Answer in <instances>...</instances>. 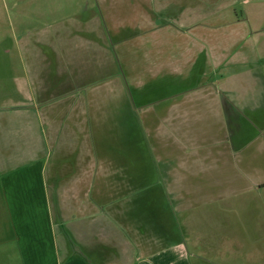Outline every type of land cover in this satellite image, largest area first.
I'll return each instance as SVG.
<instances>
[{"label":"rangeland","instance_id":"obj_1","mask_svg":"<svg viewBox=\"0 0 264 264\" xmlns=\"http://www.w3.org/2000/svg\"><path fill=\"white\" fill-rule=\"evenodd\" d=\"M248 5L261 9L264 0H0V167L33 158L32 143L38 134L47 139L46 151L51 153L49 121L54 120L57 105L63 106L69 96L84 97L79 110L87 115L86 97L90 94L96 105L104 106L101 110L105 113L100 116L126 111V116L121 113L110 123L130 127L144 112L164 109L176 92L210 85L218 76L202 74L209 68L208 52H252L250 43L242 49L241 42L245 32L249 35L252 30L247 20L241 21L248 14ZM237 69L216 86L219 104L213 98L208 100L213 107L204 100L191 105L198 109L201 103L197 120L191 118L188 130L185 128L191 157L186 160L178 150L171 154L173 163L185 162L180 185L172 188L184 201L167 202L170 209L180 205L176 207L177 219L197 230L202 243L212 250H226L228 264L237 255H241L240 263L264 264V230L260 231L264 221L258 224L257 216L264 214V189L257 184L264 173L255 172L258 166L264 167V153H257L261 143H256L250 179L244 168L246 148L239 153L231 147L244 144V138L253 134L247 124L250 109L242 107L250 101L254 104L252 82L248 72L234 76ZM198 93L205 94L206 90ZM129 106L137 112L127 114ZM106 121L93 123L106 127V139L100 133L93 135L94 139L101 136L109 148L126 144L125 136L133 139L135 131L130 135L121 127L115 131ZM148 121L150 118L142 123L145 128ZM160 124L159 137L163 140L165 121ZM218 132L223 136L217 138ZM153 137L156 142L149 131L145 135L147 149L142 146L140 159L146 166L155 164L157 177L163 180L168 153L160 138L156 134ZM223 142L231 144L228 152L221 149ZM162 180L154 185L163 188ZM223 194L233 198H216ZM257 247L261 249L258 260ZM13 253L8 264L18 260ZM196 261L209 264L202 258Z\"/></svg>","mask_w":264,"mask_h":264},{"label":"crops","instance_id":"obj_2","mask_svg":"<svg viewBox=\"0 0 264 264\" xmlns=\"http://www.w3.org/2000/svg\"><path fill=\"white\" fill-rule=\"evenodd\" d=\"M261 2L258 1L259 4ZM246 20L252 25V30L249 35L245 32L241 42L242 49L250 43V55L242 50L227 54L208 52L209 68L202 74H208L209 78L217 75V79L213 78L210 85H197L187 92H176L164 109L157 110L154 106L151 112H144L133 126L110 123L111 118L120 117L121 113L126 116V111L112 117L100 116L105 113L101 110L104 106L96 105L92 94L86 97L89 115L79 110L84 97L69 96L70 100L66 98L63 106L57 105L58 112L54 111L56 115L48 126V138L53 147L51 153L46 151L47 139H41L38 134L32 143L35 147L31 153L33 158L0 167V264H8L13 252L16 257L18 255L16 264H198L196 260L201 258L209 264H228L226 250H212L209 244L202 243L197 230L184 226V222L177 219L176 207L179 209L180 205L170 209L167 201H184L181 193L173 192L172 188L179 187L185 162L173 163L171 154L178 150L183 151L181 156L185 154L186 160L191 157L186 143L190 136L185 128L188 130V120H197L201 103L198 109H192L191 105L199 100L207 103L213 98L219 104L220 98H216V93L220 91L216 86L237 66L239 69L234 76L242 77L248 72L252 82L249 86L254 104L250 101L242 107L250 109L248 113L252 119L248 116L249 121L244 117L253 134L244 138V144L230 146L239 153L246 148L247 164L244 168L248 169L250 179L255 168L256 143H261L257 153H264V8L248 5V14L241 18L242 23ZM211 60L213 68L210 70ZM199 90H206V93L199 94ZM209 102L208 105L213 107L214 103ZM233 104L242 111L238 102ZM132 107L129 106L127 114L137 112ZM148 118L150 121L145 123L149 127L145 128L143 124ZM162 119L166 129L163 140L159 137ZM106 120L115 131L118 127L128 131L127 135L135 131L133 139L125 136L126 144L109 148V144L100 139L106 135V127L102 124L93 126L96 121L107 124ZM223 120L218 122L221 124ZM219 129L222 131L221 127ZM148 131L152 141L156 142L154 134L160 138L168 153L163 180L161 176L157 177L159 170L156 171L155 164L150 162L151 167L148 163L146 166L140 159L142 146L147 149L144 139ZM98 133L101 136L94 139L93 135ZM221 136L220 132L216 135L217 138ZM102 138L106 139V136ZM223 144L221 149L228 152L231 147L225 144L223 148ZM126 145L139 153H133L134 150ZM255 172L264 173V167L258 166ZM159 179L163 181V188L154 185ZM257 184L264 189V179L258 180ZM216 198L231 201L233 196L223 194ZM257 216L258 224L264 221L263 213ZM259 236L258 233V242ZM260 251L257 247V260ZM240 257L234 256L231 264H244L240 263Z\"/></svg>","mask_w":264,"mask_h":264}]
</instances>
